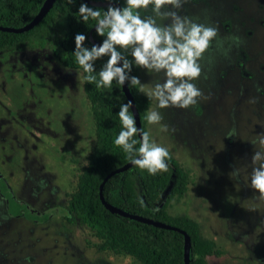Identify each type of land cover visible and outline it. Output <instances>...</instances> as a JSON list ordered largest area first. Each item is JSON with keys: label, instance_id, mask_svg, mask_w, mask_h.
Here are the masks:
<instances>
[{"label": "rangeland", "instance_id": "rangeland-1", "mask_svg": "<svg viewBox=\"0 0 264 264\" xmlns=\"http://www.w3.org/2000/svg\"><path fill=\"white\" fill-rule=\"evenodd\" d=\"M178 14L218 33L193 80L202 92L197 104L160 109L159 124L146 120L150 139L187 172L185 190L167 198V212L189 216L202 236L216 241L221 253L207 255V264H264V200L245 186L254 148L249 141L264 132V0H195ZM141 15L154 13L148 6ZM52 47L49 41L0 50V174L13 213L8 220L0 214V264H140L97 251L89 229L47 211L64 203L94 138L82 71L60 64ZM137 69L145 95L164 79L162 70ZM149 99L147 111L156 103ZM235 168L239 176L232 174ZM130 179L138 190V180ZM26 206L39 213L18 214Z\"/></svg>", "mask_w": 264, "mask_h": 264}, {"label": "trees", "instance_id": "trees-1", "mask_svg": "<svg viewBox=\"0 0 264 264\" xmlns=\"http://www.w3.org/2000/svg\"><path fill=\"white\" fill-rule=\"evenodd\" d=\"M42 2L43 0H0V24L14 28L27 24L39 11ZM81 2L82 0H75L74 3H69V0H54L42 18L28 30H0V50H21L24 46L44 47L52 41V52L59 63L80 69L84 77L85 73L76 64L72 51L73 36L76 32L85 33V44L88 46L93 43L90 36L97 42L102 37L96 35L95 29L90 31L95 24L94 19L79 21L77 9ZM93 6L101 7V10L107 7ZM102 63L103 58L95 61L97 71ZM132 74L138 76L137 66L132 68ZM126 83L138 110L141 128L145 130L150 99L140 91L139 85ZM83 91L89 101L93 120V143L86 155L85 164L80 167L74 187L65 192L64 203L56 205V209L60 210L66 223L78 222L91 231L97 239L93 243L97 251L127 255L140 264H184L183 233L112 212L101 202L99 186L105 175L129 161L127 153L113 143L121 128L116 111L119 103L122 99H127V96L122 86L115 81L110 88H98L95 80L83 79ZM134 147H138V144ZM166 160L167 170L158 171L155 175L133 164L123 171L113 172L102 185L103 197L123 211L160 220L184 230L190 238L188 264H207L206 256L219 254L221 250L214 239L202 236L198 223L189 216L168 214L167 198L182 194L187 184V172L170 153ZM131 177L138 180V190L133 187ZM167 187L166 197L157 201ZM6 204L7 199L5 206Z\"/></svg>", "mask_w": 264, "mask_h": 264}, {"label": "clouds", "instance_id": "clouds-1", "mask_svg": "<svg viewBox=\"0 0 264 264\" xmlns=\"http://www.w3.org/2000/svg\"><path fill=\"white\" fill-rule=\"evenodd\" d=\"M74 2L69 0V3ZM184 2L123 0V4L119 5L118 0L116 4L110 0L107 7L101 10V7L82 0L77 9L79 21L94 19L95 33L102 37L98 44L88 46L85 44V33L76 32L73 36L72 51L76 64L85 73L84 80H95L98 88H110L114 81L120 86L128 82L139 85L143 91L144 86L139 76L132 74V68L138 66L157 73L163 71V81H157L146 92L156 102L145 117L150 125L163 120L160 109L169 106L188 108L196 105L197 98L202 96L193 80L201 74L199 60L217 37L218 29L211 24L198 23L188 16L179 15L175 9H179ZM149 5L154 16H142L141 10ZM168 5L171 8H167ZM156 17L169 18L170 23L158 24ZM102 58L103 63L97 71L95 61ZM133 108L132 99H122L119 103L116 114L121 128L113 143L127 153L131 164L149 174L167 170L168 148L150 139L149 132L137 126ZM160 126L167 128V125ZM257 137L249 141L254 148L250 158L251 171L246 173L245 186L254 189L256 200L260 201L264 200V132L257 133ZM137 144L138 147H134ZM231 172L237 176L240 174L236 168Z\"/></svg>", "mask_w": 264, "mask_h": 264}, {"label": "water", "instance_id": "water-1", "mask_svg": "<svg viewBox=\"0 0 264 264\" xmlns=\"http://www.w3.org/2000/svg\"><path fill=\"white\" fill-rule=\"evenodd\" d=\"M53 1L54 0H43L39 11L34 15V17L27 24H25V25H23L21 27H17V28L9 27V26H3V25L0 24V30H6V31H11V32H23V31L28 30L29 28L33 27V25L35 23H37L42 18V16L45 14V12L51 7ZM83 1H85V2H87L89 4H92V5H107L110 2V0H83ZM111 2L114 3V4L117 3L116 1H113V0H111ZM93 30H94V27H92L90 31H93ZM89 39L93 43H97V44L99 43L92 36H90ZM122 89H123L125 95L127 96V99H132L133 100V98H132V96H131V94L129 92V89L127 87V83H125V85L122 86ZM133 111L135 113V119H136L137 126L141 128V122H140L138 110H137L135 104H134ZM131 165L132 164L130 163V161H127L123 165L115 168L114 170L110 171L109 173H107L105 175V177L103 178V180H102V182H101V184L99 186V198H100L101 202L103 203V205L108 210H110L112 212H117V213H120L122 215L131 217V218H134V219L146 222V223H150V224L155 225V226H159V227H163V228H169V229H175V230H178L181 233H183V235H184V264H188V248H189V245H190V238H189V235L184 230H182V229H180V228H178L176 226H173V225H171L169 223L162 222L160 220H156V219H153V218H150V217H145V216L138 215V214H135V213H129V212L123 211V210L111 205L109 202H107L104 199L103 194H102V185H103L104 181L113 172L123 171V170L129 168ZM56 212H58V211H56Z\"/></svg>", "mask_w": 264, "mask_h": 264}, {"label": "flooded vegetation", "instance_id": "flooded-vegetation-1", "mask_svg": "<svg viewBox=\"0 0 264 264\" xmlns=\"http://www.w3.org/2000/svg\"><path fill=\"white\" fill-rule=\"evenodd\" d=\"M113 1H116L117 2V0H113ZM190 2H195V0H185V2L182 4V6L179 9H175V11L180 12V13L181 12H186L187 11V3H190ZM118 3L120 5H122L121 1H119V0H118ZM149 7H151V5H149ZM166 7L167 8H171V5H168ZM0 180H1V183H0V198L3 199L4 204H5V202H6V195L3 192V188L6 187V188L9 189V186L7 185L6 179H5V177L2 174H0ZM19 210L20 211H19L18 214H24V212H26L27 210L30 211V212L39 213L38 211H36L34 209H31L29 206H26L24 208H20ZM47 211L48 212H51V213H55V214L61 213L59 209H56L54 207H48V210ZM56 211H58V212H56ZM2 212L5 214L4 217L7 220L10 219V217L13 215V213H11V212L8 211V209L6 208V206L3 209H0V214H2ZM34 223H37V222H34Z\"/></svg>", "mask_w": 264, "mask_h": 264}]
</instances>
